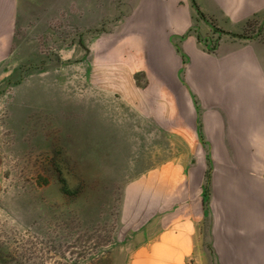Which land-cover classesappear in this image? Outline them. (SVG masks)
Masks as SVG:
<instances>
[{
    "label": "rangeland",
    "instance_id": "rangeland-1",
    "mask_svg": "<svg viewBox=\"0 0 264 264\" xmlns=\"http://www.w3.org/2000/svg\"><path fill=\"white\" fill-rule=\"evenodd\" d=\"M147 2L19 0L0 63V264H131L159 232L149 187L196 155L154 120L148 77L164 75L165 49L154 24L142 30ZM192 26L180 36L216 54L222 32ZM246 29L264 39V16ZM209 183L188 264H236L243 235H213Z\"/></svg>",
    "mask_w": 264,
    "mask_h": 264
},
{
    "label": "crops",
    "instance_id": "crops-1",
    "mask_svg": "<svg viewBox=\"0 0 264 264\" xmlns=\"http://www.w3.org/2000/svg\"><path fill=\"white\" fill-rule=\"evenodd\" d=\"M165 1L148 0L144 8L150 26L142 30L154 24L165 49V73L148 77V90L156 123L184 134L196 159L165 164L163 178L151 183L156 212L149 223L159 232L133 250L131 264H188L204 224L206 175L213 235H243L240 249L229 250L236 264L239 252V264H264V39L239 36L264 16V0H195L200 13L190 0ZM18 6L0 0V63L12 46ZM162 15L164 24L157 23ZM193 24L198 34L222 32L216 54L195 34L180 36ZM173 38L181 40L177 47Z\"/></svg>",
    "mask_w": 264,
    "mask_h": 264
}]
</instances>
